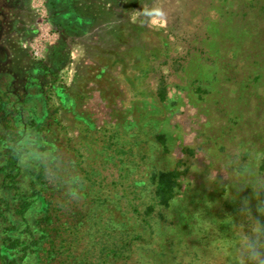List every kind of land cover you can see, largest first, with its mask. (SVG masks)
<instances>
[{"label":"rangeland","instance_id":"rangeland-1","mask_svg":"<svg viewBox=\"0 0 264 264\" xmlns=\"http://www.w3.org/2000/svg\"><path fill=\"white\" fill-rule=\"evenodd\" d=\"M42 1L0 0V93L57 158L78 264H236L264 223V181L223 172L264 174V0H73L94 20L65 40ZM158 170L180 172L168 206Z\"/></svg>","mask_w":264,"mask_h":264},{"label":"trees","instance_id":"trees-1","mask_svg":"<svg viewBox=\"0 0 264 264\" xmlns=\"http://www.w3.org/2000/svg\"><path fill=\"white\" fill-rule=\"evenodd\" d=\"M12 97L0 93V264H78L81 254L73 248L81 221L47 196L61 185L57 158L43 154L50 150L44 136L28 137L32 132L21 116L10 124ZM179 177L177 170L154 171L160 205L168 206L176 196Z\"/></svg>","mask_w":264,"mask_h":264},{"label":"clouds","instance_id":"clouds-1","mask_svg":"<svg viewBox=\"0 0 264 264\" xmlns=\"http://www.w3.org/2000/svg\"><path fill=\"white\" fill-rule=\"evenodd\" d=\"M229 170L231 179L243 181L246 185H250L257 194L260 192V183L264 181V174H261L258 169L245 171L243 166H237L234 162L223 172H229ZM210 179L215 181L216 174H211ZM256 223L259 224V230L256 225H252L241 238L235 252L236 264H264V223L259 220Z\"/></svg>","mask_w":264,"mask_h":264},{"label":"crops","instance_id":"crops-1","mask_svg":"<svg viewBox=\"0 0 264 264\" xmlns=\"http://www.w3.org/2000/svg\"><path fill=\"white\" fill-rule=\"evenodd\" d=\"M53 1L54 2L51 5V15H52L51 16V23L54 26L53 27L50 26L51 23H49V22H48V26L50 29L55 28L56 31H57V29H59L60 32L62 33L61 35L63 36L62 39H64V40L66 38H68L69 35H71V31L69 32L70 23L72 22L71 19H75L78 21V22H75L76 26L83 25L84 19L86 21V24H87V22H89L88 20H90V22H93V20H94L90 15L85 16L83 14H79L81 16L76 18V13L74 10H72L71 7L68 8V10H67L65 7L68 5H72L70 2H72L73 0H53ZM32 6H34L33 3H32ZM34 9H35V11H34L35 15L40 14L36 10L35 7H34ZM3 25H1L2 29H3V32L1 33L2 36L5 35V33H4L5 28ZM32 31H34V32L30 35H33L37 30L35 31V29H32ZM24 44H26V43H24ZM23 46H27V45H23Z\"/></svg>","mask_w":264,"mask_h":264},{"label":"built area","instance_id":"built-area-1","mask_svg":"<svg viewBox=\"0 0 264 264\" xmlns=\"http://www.w3.org/2000/svg\"><path fill=\"white\" fill-rule=\"evenodd\" d=\"M34 7L36 8V10L42 14L45 10L44 8V3L42 0H34ZM47 26H48V23H47ZM49 27V26H48ZM35 40V43L32 44V48H33V55L40 58L42 57V53H43V49H44V45L43 47L41 46L42 43H39L37 41V39H34ZM47 40V39H46ZM53 40V38H52Z\"/></svg>","mask_w":264,"mask_h":264}]
</instances>
